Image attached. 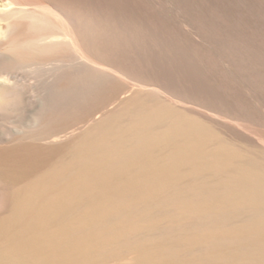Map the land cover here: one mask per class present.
I'll list each match as a JSON object with an SVG mask.
<instances>
[{"label": "bare ground", "instance_id": "bare-ground-1", "mask_svg": "<svg viewBox=\"0 0 264 264\" xmlns=\"http://www.w3.org/2000/svg\"><path fill=\"white\" fill-rule=\"evenodd\" d=\"M0 264H264V0H0Z\"/></svg>", "mask_w": 264, "mask_h": 264}]
</instances>
